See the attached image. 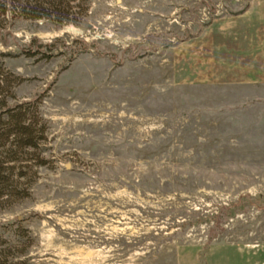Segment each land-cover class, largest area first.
Masks as SVG:
<instances>
[{
  "label": "rangeland",
  "instance_id": "1",
  "mask_svg": "<svg viewBox=\"0 0 264 264\" xmlns=\"http://www.w3.org/2000/svg\"><path fill=\"white\" fill-rule=\"evenodd\" d=\"M7 15L9 102L45 93L49 163L28 196H0L3 247L30 243L31 264H264V0ZM33 37L64 44L21 55Z\"/></svg>",
  "mask_w": 264,
  "mask_h": 264
},
{
  "label": "trees",
  "instance_id": "2",
  "mask_svg": "<svg viewBox=\"0 0 264 264\" xmlns=\"http://www.w3.org/2000/svg\"><path fill=\"white\" fill-rule=\"evenodd\" d=\"M89 3L90 0H0V28L6 26L9 13H13V18L48 19L56 25L77 23L87 12ZM59 42L43 43L33 37L21 46L20 54L49 60ZM82 44L86 50L87 44ZM3 56L0 53V196L24 198L29 194L24 187L26 179L37 172L33 168L49 163L41 148L48 133V122L40 111L45 93L10 104V100L16 99L14 89L23 79L5 67ZM225 208H221V214ZM14 232L18 237V227ZM2 242L0 264H31L25 256L30 243L18 252V240L9 247H3Z\"/></svg>",
  "mask_w": 264,
  "mask_h": 264
}]
</instances>
